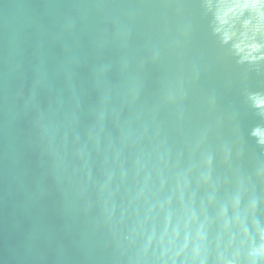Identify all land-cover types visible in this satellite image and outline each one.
<instances>
[{
    "label": "water",
    "instance_id": "95a60500",
    "mask_svg": "<svg viewBox=\"0 0 264 264\" xmlns=\"http://www.w3.org/2000/svg\"><path fill=\"white\" fill-rule=\"evenodd\" d=\"M0 264H264V0H0Z\"/></svg>",
    "mask_w": 264,
    "mask_h": 264
}]
</instances>
